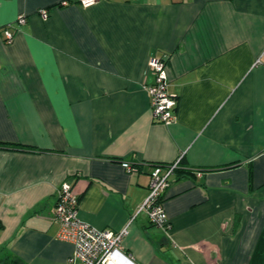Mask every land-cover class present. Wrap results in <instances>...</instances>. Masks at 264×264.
<instances>
[{"label":"crops","instance_id":"crops-1","mask_svg":"<svg viewBox=\"0 0 264 264\" xmlns=\"http://www.w3.org/2000/svg\"><path fill=\"white\" fill-rule=\"evenodd\" d=\"M155 56L169 124L145 87ZM0 143V264H72L64 181L80 220L128 224L135 264H264V0H0ZM181 156L197 173L169 181L159 227L139 210L151 164Z\"/></svg>","mask_w":264,"mask_h":264},{"label":"built area","instance_id":"built-area-1","mask_svg":"<svg viewBox=\"0 0 264 264\" xmlns=\"http://www.w3.org/2000/svg\"><path fill=\"white\" fill-rule=\"evenodd\" d=\"M96 1L98 0H78L79 4L85 7L94 5ZM39 13L43 18L49 16L47 9H41ZM16 22L18 25L25 24L26 16H18ZM3 38L5 42L12 43L14 33L5 27ZM166 60L165 56L150 58L148 67L155 79L153 83L145 85L150 95L152 117L154 121L163 124H169L174 119V110L177 105L175 95L168 89ZM181 157L171 163H155L150 169L148 196L141 203L139 210H145L151 223L159 227L169 225V217L162 203L163 191L169 186V181L174 176ZM122 167L127 172H137L135 166L128 160L122 162ZM59 186L58 199L53 208V218L59 223L58 239L74 245L70 263L135 264L132 255L123 249L122 240L128 234V224L119 231H113L108 228L98 229L80 220L78 217L79 197L74 186L69 181H64Z\"/></svg>","mask_w":264,"mask_h":264},{"label":"trees","instance_id":"trees-1","mask_svg":"<svg viewBox=\"0 0 264 264\" xmlns=\"http://www.w3.org/2000/svg\"><path fill=\"white\" fill-rule=\"evenodd\" d=\"M1 145H7V144L0 143V146ZM20 146L21 145H19V144H15L14 148L19 149ZM21 149H29V147L22 146ZM182 159L183 158L181 157L180 164H179L178 168L175 169V174H174L175 179L176 178H182L183 176H193V175L195 176V174L197 173V170L196 169L193 170V169H190V168L186 167L184 165V161ZM152 165L153 164H151V166ZM133 166H135V165H133ZM135 168H136V166H135ZM0 226H1V223H0ZM6 264H15V261L13 260V262H11V263L6 262Z\"/></svg>","mask_w":264,"mask_h":264},{"label":"bare ground","instance_id":"bare-ground-1","mask_svg":"<svg viewBox=\"0 0 264 264\" xmlns=\"http://www.w3.org/2000/svg\"><path fill=\"white\" fill-rule=\"evenodd\" d=\"M170 185V184H169Z\"/></svg>","mask_w":264,"mask_h":264}]
</instances>
